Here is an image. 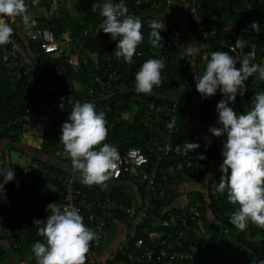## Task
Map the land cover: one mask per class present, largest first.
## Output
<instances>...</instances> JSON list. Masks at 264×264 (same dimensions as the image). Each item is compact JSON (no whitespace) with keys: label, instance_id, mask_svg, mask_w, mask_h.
Instances as JSON below:
<instances>
[{"label":"trees","instance_id":"obj_1","mask_svg":"<svg viewBox=\"0 0 264 264\" xmlns=\"http://www.w3.org/2000/svg\"><path fill=\"white\" fill-rule=\"evenodd\" d=\"M98 5L96 8H89L82 15L74 16L67 13L64 17H48L45 19V25L53 28L56 32H60L66 26L72 28V33L75 36H79L81 40L90 39V37L84 36L82 30L84 28L93 29L98 22H102L105 18L101 15L103 2L101 0H95ZM200 7L198 12L206 18L209 26L216 28L217 36L219 38H225L227 44H235L237 38H243L256 46V59L254 63L261 64L264 62V0H199ZM160 11L165 9V1L157 7ZM186 19L185 26L179 25V22H175L174 27L180 28L183 31L181 37L186 47L188 46V40L193 39V45L199 46V53L195 57L191 56V59L187 61L186 69L188 65H194L200 59V52L203 49V38L196 31V24L189 19L187 8L185 7ZM138 17L137 15H133ZM208 16V17H207ZM140 18V17H139ZM123 19V17H121ZM142 22L143 42L138 45L147 54H150L149 47L152 46L149 43V33L151 31L149 27L150 22ZM252 22H257L260 31L256 32L251 27ZM13 34H16L13 32ZM106 34V33H105ZM20 37V36H19ZM21 38V37H20ZM106 38L112 39L109 34H106ZM91 40V39H90ZM96 44L95 38L91 40ZM119 40H114L111 45L116 47ZM211 52L229 51V54L234 57V52L230 51L228 46L221 44L216 40L211 42ZM1 46V45H0ZM137 47V48H138ZM1 48V47H0ZM100 51L101 46H96ZM238 50V60L242 58L243 54L250 51L249 46H245L242 52ZM150 58L161 59L163 55L155 51ZM210 52V54H211ZM210 54L201 65L198 71H203L207 60L210 59ZM193 58L196 60H193ZM168 61V56L166 57ZM133 64H127L123 68L129 69ZM236 67H240L239 61L236 63ZM80 73L72 75V82L76 84L82 78L83 87L91 84L90 71L95 70L93 64L83 66ZM185 71L183 72L185 74ZM135 78V77H134ZM23 79L15 78L7 73V68L2 63L1 50H0V120L6 117H13L16 113L23 111L27 106L34 104L37 100V96L33 94L31 90H28L23 85ZM118 85L126 83L124 91L116 90L115 93L109 95L104 99L105 105L103 111L106 114V119H115L123 110H127L130 107L128 98L131 94V90L135 88L134 82L118 81ZM246 91L243 95L239 92L236 95L234 103H229V106L237 113L244 114L246 111L253 107L252 101L254 100L255 93L264 92V81H259L254 74L249 77L245 82ZM169 87H165L162 84L157 86L159 97L158 99L166 104L170 103L168 90ZM84 91V90H83ZM81 90V93H83ZM80 91L77 92V94ZM225 98L217 90L216 95L202 98L201 94L197 90L184 89L180 96L177 98V130L173 132L172 140L177 145L182 146L184 142L200 143L203 140L210 141L209 156L214 160L222 164L223 157L221 155V149H217L215 143L218 137L212 135L209 131L210 127H221L218 123V114L216 111V104ZM119 99H124L126 104L119 103ZM196 103L198 106V116L203 122L202 132L200 136H195L187 129L190 120L187 112L191 104ZM98 111V110H97ZM49 114V111H43L37 115L33 121L23 122L14 131V135H19L21 132L38 126L39 119ZM56 123L54 118L50 124ZM48 125V126H49ZM108 135L104 143L114 145L118 152H122L128 146L131 145H143L145 137L148 136L150 131H154L151 125H144L143 123H135L132 118H121L118 123H115L111 128L107 126ZM145 134V137L143 136ZM61 132L57 130L49 129L43 133L42 139L39 143V147L42 151L50 154L55 149H59L64 159H68L64 154L63 145L60 143ZM147 135V136H146ZM1 138H10L9 131L4 134H0ZM226 140V139H225ZM5 150H0V155H6ZM40 162L47 164L52 168H58L57 165L49 161L43 160L39 156L33 157ZM153 158L151 157L150 160ZM197 163L203 161L196 160ZM219 166L214 171V167H200V166H186L184 156L179 151L171 150L160 162L157 169L155 178L156 196L154 198V205L151 209L146 210L144 215L140 216L142 209V197L145 192V183L142 181L143 170L126 174L127 177H135V184L137 186V192L139 195V201L136 199L134 193L130 188L127 189V182L120 178L113 179V183L107 184V187L101 188L100 186L93 185L91 187L99 189V191L92 190L89 186L82 184L77 178L74 172V179L77 186L82 187L88 192L90 197H108L117 198L122 197L124 205L121 209H116L115 215L108 221L109 224L115 219H119L127 224V231L125 234V240L128 245L124 247L129 250H135V242L138 238L142 239V243L139 244V248L142 250L153 249L152 260L143 263L130 262L126 253L122 252V249L116 247L105 258H98L97 251L95 249V256L98 264H160L163 260H172L169 264H259L260 261H264V228H259L256 225L249 222L247 228L244 231H240L229 223V217L232 212L237 210L238 205L230 204L227 200L226 192L220 194L216 191V186L219 182L221 173ZM149 167V166H148ZM62 168V167H61ZM64 169V168H63ZM230 173V170H229ZM222 174V173H221ZM39 175V174H38ZM37 174L34 179L24 185L22 189L13 194L8 192V186L10 183L4 184L3 190L0 194V214L10 218L9 231L13 234V239L10 241L11 248L20 254L25 248H31L36 241L44 242L43 237L37 235L38 226L29 220V216L32 213L44 214L48 213L46 206L50 202L57 203L60 200V195L57 189L51 192L48 198L40 200V192L35 188ZM206 176H210L206 182H203ZM2 182V180L0 181ZM55 187L60 186V182L55 179L52 180ZM131 182V181H130ZM185 182H190V187L182 188ZM197 183V184H196ZM206 183V187L203 185ZM2 194L7 195L6 198ZM187 197L185 202L180 203V196ZM183 196V197H184ZM43 198V196H41ZM44 199V198H43ZM39 203H36V202ZM187 205L190 210L197 211L198 214L187 212L183 213L181 207ZM168 208V210H166ZM168 211H176L178 216L169 225L162 224V219L167 217ZM15 213L19 216L16 217ZM139 216V217H138ZM2 224V222H1ZM25 225L24 235L20 241L21 229L19 225ZM3 228L4 225L2 224ZM23 226V225H22ZM134 228V235L130 236L131 229ZM18 230L17 233H14ZM7 232V231H6ZM9 238V235H8ZM16 242H20L19 245H15ZM161 249L176 250L178 252H192L197 251L195 256L192 257H163L159 254ZM116 251V252H115ZM112 256V257H111ZM8 254L6 249L0 245V264H4L2 261L7 258Z\"/></svg>","mask_w":264,"mask_h":264},{"label":"built area","instance_id":"obj_2","mask_svg":"<svg viewBox=\"0 0 264 264\" xmlns=\"http://www.w3.org/2000/svg\"><path fill=\"white\" fill-rule=\"evenodd\" d=\"M103 3L105 0H101ZM165 1L164 11H160L157 7L162 3V0H125L129 15H137L146 22L157 19H162L166 25V30H161L160 35L163 37V48L149 47L150 54H147L142 48H137L133 56V66L129 69L123 68L126 63L123 58H117L114 54L116 47L111 45L113 39L106 38V34L99 26L102 22H98L93 29L84 28L82 34L96 40V44L90 39L81 40L79 36L73 40L71 34L58 35L57 32L47 26L39 25L31 29L24 30V38L13 34L11 42L1 45L2 63L7 68V73L15 78L23 79L22 87L31 90L37 96L34 104L27 106L23 111L18 112L13 117H6L0 120V134L9 131L14 132L17 127L23 122L33 121L37 115L43 111H49L56 119V129L61 132L62 124L67 121L71 112V104L76 102H93L98 112L100 108L103 110L106 99L116 90L124 91L129 87L118 85L121 79L124 82H134L135 74L142 66L143 62L150 59L151 55L161 53L165 67L162 70V85L169 87L167 92L170 103L166 104L158 99L160 96L157 86L153 87L151 95H144L131 90L128 98L130 107L123 110L115 119L108 120L107 126L111 128L115 123H118L121 118H132L135 123H143L144 125H151L154 131H150L145 137L143 145H131L119 153L116 172L113 178H124L126 174L139 169L143 170L142 181L145 183V192L142 197V209L140 216L146 213V210L151 209L154 205V198L156 196L155 178L157 169L161 160L171 150L179 151L184 156L186 166H200L212 167L214 158L209 156L210 150L209 140H203L199 143V148L184 153L182 146L177 145L172 140V135L177 130V98L184 89L196 90L194 76V68L198 71L201 62H204L211 52V42L216 40L221 44L228 46L232 51L234 44H227L225 38L217 36L216 28L209 26L210 24L199 12V0H183L184 8H187L189 19L196 24V31L203 38V49L200 52V59L194 65L187 66V61L191 56L185 55L186 44L182 40L183 31L180 28L174 27L176 22L172 13L174 12L175 0ZM29 6L32 0H25ZM118 3L119 0H113ZM37 3L44 5L47 17H64L68 12L66 0H38ZM208 17V16H207ZM9 23H12L10 20ZM117 37L116 40H119ZM96 46H101L100 51ZM234 52V58L238 60V50ZM168 56V61L166 57ZM93 64L95 70L90 71L91 84L83 87L80 79L78 83L73 84L72 75L80 73L83 66ZM264 66V62L260 64ZM185 71V74L183 73ZM85 81V80H83ZM87 82V81H85ZM81 90L83 93H81ZM80 91V94L77 92ZM119 103L126 104L127 101L119 99ZM62 105V107H61ZM173 127L169 128V124L173 123ZM226 139V134L217 138L215 143L217 149H221L223 142ZM203 154L206 159L201 163H197V157ZM153 158L150 160V158ZM70 169L65 170L60 166L52 168L45 163L40 162L36 158H30L22 163L13 162L7 155H0V169L12 168L14 170L15 178L9 181L7 191L13 194L18 193L24 185L30 183L37 174L43 176L49 183L52 180L60 182L57 187V192L60 195V200L56 203L62 210L65 207H75L79 209L83 217L84 224L96 232V238L90 243V248L86 256V264H98L95 256V249L99 248L108 229V221L115 215L116 209L123 208L124 202L122 197L108 198L95 197L92 198L82 187L77 186L74 179V171L72 170L71 161ZM149 166V167H148ZM138 171V172H137ZM221 173L218 174V177ZM3 177L0 176V181ZM55 185V184H54ZM5 187V186H4ZM92 190L99 191V189L90 187ZM2 192V191H1ZM0 192V194H1ZM6 198L7 195L2 194ZM183 213L187 212L189 207L183 205L181 207ZM168 210V208L166 209ZM190 210V209H189ZM189 213L197 215V211L190 210ZM50 213L37 214L32 213L29 220L38 227L43 226L47 215ZM179 214L176 211H168L167 217L162 219V224L167 226ZM15 216L19 215L15 213ZM139 217V216H138ZM37 220H40L37 223ZM0 221L7 230L9 240H12L13 234L9 231L10 218L0 214ZM20 227V226H19ZM15 230L14 233H17ZM130 236L134 235V228L131 229ZM24 233L20 234L19 241L24 238ZM43 241L45 242L44 238ZM142 243V239L138 238L135 242V250L125 249L128 245L127 240L123 241L117 248L122 249L126 253L130 262L143 263L152 260L153 249L142 250L138 246ZM16 242L15 245H19ZM116 252V251H115ZM196 250L192 252L170 249H161L159 254L163 257H192L195 256ZM112 257V256H111ZM172 260H163L160 264H169Z\"/></svg>","mask_w":264,"mask_h":264},{"label":"clouds","instance_id":"obj_3","mask_svg":"<svg viewBox=\"0 0 264 264\" xmlns=\"http://www.w3.org/2000/svg\"><path fill=\"white\" fill-rule=\"evenodd\" d=\"M37 2L32 0L33 4ZM101 15L105 19L99 29L113 40L120 37L115 56L131 64L138 45L144 39L140 18L128 14L125 0H119L118 3L105 0ZM17 17L26 29L36 25L25 0H0V45L11 42L14 29L8 21L14 24ZM149 27V43L153 47L163 48V37L160 35L161 30H166L163 20L150 21ZM250 27L256 32L260 31L257 22H252ZM187 45L186 56L198 55L197 44ZM246 45L251 50L239 60L230 55L229 51H212L203 71L194 68L193 76L196 90L202 98L216 95L218 89L225 97L216 104L221 127H210L209 131L215 137L226 134L221 151L223 162L219 166L222 174L216 191L220 194L226 192L228 202L238 205L237 210L230 214L229 223L240 231H244L249 222L264 228V92L255 93L253 107L244 114H237L229 106L230 102H235L238 92L244 94V82L249 77L256 74L259 81H264V66L253 62L256 59L254 44L237 38L232 51L240 49L244 52ZM237 61L240 63L239 68L236 67ZM164 67L162 59L150 58L144 61L135 74V91L151 95L153 87L162 83ZM173 125L174 122L168 126L171 128ZM107 135L106 114L98 112L93 102L71 104V112L62 124L59 141L63 145L64 154L71 161L72 170L80 174V182L86 186L97 185L103 189L110 179L118 175L116 162L119 152L114 145L104 143ZM182 148L188 154L198 149L199 144L184 142ZM197 158L206 159L203 154ZM0 176L3 177L0 182L2 191L4 184L15 178L14 170L10 167L0 169ZM208 179L210 176L205 177V181ZM46 210L50 214L43 226L37 229V235L43 237L45 242L36 241L31 247L37 264H86L90 243L97 234L84 224L79 209L65 207L62 210L55 202H50ZM259 264H264V261Z\"/></svg>","mask_w":264,"mask_h":264},{"label":"crops","instance_id":"obj_4","mask_svg":"<svg viewBox=\"0 0 264 264\" xmlns=\"http://www.w3.org/2000/svg\"><path fill=\"white\" fill-rule=\"evenodd\" d=\"M68 12L69 14H73L74 16L82 15L83 12H85L89 8H96L98 3L95 0H66ZM174 12L172 13L173 17L179 22V25L185 26V19H186V13L184 8L183 0H175L174 2ZM28 12L31 14V16L36 20V25H45V19L48 18L46 15V10L43 4L36 3L31 4L28 6ZM14 29V32L17 33L21 38H24V30L25 27L23 23L21 22L20 18H16V22L14 24L10 23ZM63 33V34H62ZM58 35H70L71 38L73 37V40L76 39L72 33V28L69 26H66L63 30L60 32H57ZM194 40L190 39L188 40V43L193 44ZM54 119L53 114H46L43 115L38 122V126L29 128L23 132H21L19 135H14V132L10 133V138H1L0 137V150H5L6 155L15 163H22L30 158L39 156L43 160L49 161L51 163H54L57 166H60L64 168L65 170L70 169V163L68 159H64V156L61 155L59 149H55L52 153L48 154L39 147V143L42 139L43 133L46 131V129L49 131L56 129L57 123L50 124L52 120ZM49 125V126H48ZM216 167H214V171L219 166V162H215ZM76 178L80 181V174L78 172H75ZM124 179L125 183L127 182L128 186L127 189L130 188L132 192L134 193L136 199L139 201V195L137 192H134V190H137V186L135 183L136 178L129 177V178H121ZM119 179V180H121ZM131 181V182H130ZM113 178L110 179L107 184L113 183ZM203 182H206L205 179ZM190 182H185L183 184L182 188L190 187ZM197 184V183H196ZM203 185V183H202ZM206 187V183L203 185ZM35 188L40 192L39 196V202L40 200H44L45 198H48L49 194L56 190V187L54 184L49 183L43 176L38 175L35 183ZM184 195L180 196L179 200L180 203L185 202L187 200V197H183ZM36 202V201H35ZM36 202V203H39ZM23 225V226H22ZM19 225L20 229L22 230L21 233H23L25 225L22 224ZM7 230L3 228L1 221H0V245H2L8 254V257L6 260H8L9 263L7 264H37V261L34 257V254L31 251V248H25L22 251V254L15 252L11 246L10 241L7 235ZM127 231V224L123 221H120L119 219H115L112 221L108 229L105 232L104 239L98 248L97 256L98 258L102 259L108 256V254L115 250L116 247H118L125 238V234ZM123 264V263H119Z\"/></svg>","mask_w":264,"mask_h":264},{"label":"rangeland","instance_id":"obj_5","mask_svg":"<svg viewBox=\"0 0 264 264\" xmlns=\"http://www.w3.org/2000/svg\"><path fill=\"white\" fill-rule=\"evenodd\" d=\"M198 106L196 105V103L194 102V104H191L188 108V118L190 120V123H188L187 129L190 131V133H192L195 136H200L201 132H202V126L204 125L203 122L200 120L199 116H198ZM216 167L215 162L213 163ZM106 232V231H105ZM125 241V238H124ZM4 264L9 263L8 260H6V258L3 259L2 261Z\"/></svg>","mask_w":264,"mask_h":264}]
</instances>
